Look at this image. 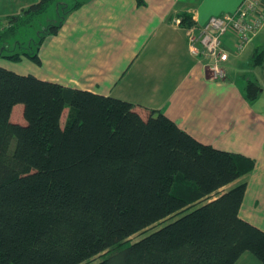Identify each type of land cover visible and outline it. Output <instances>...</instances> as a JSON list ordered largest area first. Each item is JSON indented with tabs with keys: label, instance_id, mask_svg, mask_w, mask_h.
I'll list each match as a JSON object with an SVG mask.
<instances>
[{
	"label": "trees",
	"instance_id": "1",
	"mask_svg": "<svg viewBox=\"0 0 264 264\" xmlns=\"http://www.w3.org/2000/svg\"><path fill=\"white\" fill-rule=\"evenodd\" d=\"M53 1L22 13L31 20ZM263 56L258 48L254 64ZM258 90L249 77L246 98ZM16 104L23 123L11 120ZM253 165L160 110L144 118L130 101L0 65V264H81L100 253L94 264H233L245 251L264 263V230L238 214L245 182L223 188Z\"/></svg>",
	"mask_w": 264,
	"mask_h": 264
},
{
	"label": "crops",
	"instance_id": "2",
	"mask_svg": "<svg viewBox=\"0 0 264 264\" xmlns=\"http://www.w3.org/2000/svg\"><path fill=\"white\" fill-rule=\"evenodd\" d=\"M31 1L0 0V30ZM241 2L74 0L57 32L42 33L34 51L38 62L25 57L39 78L130 101L144 118L160 110L197 140L252 158V169L223 188L245 182L238 214L264 230V56L253 61L264 48V24L240 52L237 36L223 35V79L213 78L189 51L185 32ZM249 77L259 86L253 101L244 93ZM233 264L264 263L245 251Z\"/></svg>",
	"mask_w": 264,
	"mask_h": 264
},
{
	"label": "built area",
	"instance_id": "3",
	"mask_svg": "<svg viewBox=\"0 0 264 264\" xmlns=\"http://www.w3.org/2000/svg\"><path fill=\"white\" fill-rule=\"evenodd\" d=\"M263 24L264 0H242L235 11L211 15L203 24L186 28L188 49L205 62L213 78L223 79L226 71L221 62L227 57L223 35L233 32L240 52Z\"/></svg>",
	"mask_w": 264,
	"mask_h": 264
},
{
	"label": "rangeland",
	"instance_id": "4",
	"mask_svg": "<svg viewBox=\"0 0 264 264\" xmlns=\"http://www.w3.org/2000/svg\"><path fill=\"white\" fill-rule=\"evenodd\" d=\"M33 0L31 2H34ZM74 0H56L49 4L48 8L45 9L41 14L33 17L31 20L29 16L21 13L18 15L19 19L15 25L10 26L9 20L0 30V65L8 69L14 70L18 73H32L30 65L34 68V64L27 62L28 59L22 53L27 51L32 53L35 51L36 44L41 37L42 33L45 32L49 24H56L63 12L73 3ZM7 31V32H6ZM260 41V40H259ZM8 55L12 56V59L7 58ZM6 57V58H4ZM31 63V64H30ZM33 74V73H32ZM22 104H16L12 108L11 120L15 122L23 123L25 120L22 115ZM67 109L65 108L63 115L61 117V122L65 120V115ZM171 219L167 217L161 221H158L145 229L138 231L125 240L126 243L133 242L144 234L154 230L161 224L165 223ZM105 253H100V255H95L94 257L88 259L81 264H94L98 261Z\"/></svg>",
	"mask_w": 264,
	"mask_h": 264
}]
</instances>
